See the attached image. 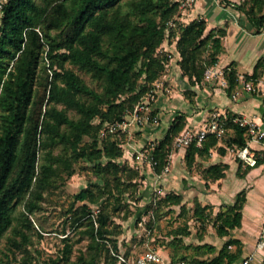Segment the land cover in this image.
<instances>
[{
	"label": "trees",
	"instance_id": "trees-1",
	"mask_svg": "<svg viewBox=\"0 0 264 264\" xmlns=\"http://www.w3.org/2000/svg\"><path fill=\"white\" fill-rule=\"evenodd\" d=\"M0 3V238L9 227L25 238L26 232L14 223L16 206L23 204L21 221L27 226L29 215L39 208L43 193L60 175V169L72 176L74 163L80 159L92 163L103 183L82 188L75 194L76 199L96 201L98 196H115L116 192L135 187L134 179L139 172L144 173L128 160L122 165L117 163L125 150L122 141L112 137L118 130H110L108 123L122 121L126 112L142 100L150 83L165 79L170 58L160 49L169 50L170 39L179 52L177 63L182 75L196 85L204 78L205 70L218 61L224 30L208 29L207 21L200 17L166 29V22L179 14L178 0ZM238 6L255 25L264 24V0H243ZM260 65L245 78L258 80ZM75 67L90 74L98 86L88 84ZM225 74L227 89L232 93L238 73L229 66ZM69 109L74 110V116ZM220 116L226 133L230 132L228 144L247 145L248 126L236 121V115ZM152 117H157L155 111ZM186 124V116L176 114L155 146L156 173H162L169 163L175 137ZM221 140L209 134L201 145L193 142L187 147L186 163L191 165L197 153ZM58 146L63 151L56 153ZM260 160L258 156L257 162ZM207 172L214 178L224 174L220 164L211 165ZM107 173L114 175L109 178ZM164 194L159 206L162 202L183 205L181 194ZM245 200L246 190L242 189L234 203L217 213L213 225L218 235L229 236L241 225ZM79 208L72 213L78 225H88L87 250L73 259L72 245L67 243L64 252L49 258L46 264H97L102 256L112 216L100 212L96 226L87 216L89 205L83 203ZM195 215L204 218L206 207L197 204ZM188 233L184 229L183 234ZM198 247L204 248L200 256L183 260L188 264H239L243 255V242L235 237L226 239L219 250L208 243ZM104 256L107 263L118 260L109 249Z\"/></svg>",
	"mask_w": 264,
	"mask_h": 264
},
{
	"label": "rangeland",
	"instance_id": "rangeland-1",
	"mask_svg": "<svg viewBox=\"0 0 264 264\" xmlns=\"http://www.w3.org/2000/svg\"><path fill=\"white\" fill-rule=\"evenodd\" d=\"M233 2L237 3L236 1ZM169 43L170 55L166 52L165 47H162L160 51L170 58L169 63L172 69L177 66L178 53L174 46H171V43L175 44V41L170 39ZM74 69L88 84L93 87L98 86V82L93 80L90 74L77 67ZM168 72L169 70H167ZM176 77L178 82L175 84H171L170 80L166 81L162 78L165 80V86H168L170 90H165L164 94H173L174 97L180 98L186 96L193 98L196 95L195 91L191 86H187V82L180 80L181 73L179 71ZM255 90H257V87ZM159 93L161 94L160 90L156 97L159 96ZM151 101L153 102L154 99ZM152 107L156 114L158 110L154 108V102ZM180 112L184 115L187 114L182 110ZM68 113L72 116L75 115L74 110L71 109L68 110ZM124 117L126 118L127 115L125 114ZM145 127L150 126L135 123L125 131L122 129L114 130L116 132L112 136L122 141L125 150V155L118 158L117 163L122 165L128 160L129 163L144 173L142 175L139 172L134 179L137 182L135 187L124 190L122 193L116 192L115 196L111 194L98 196L96 201H81L76 199L75 194L82 188L91 186L92 183H103L102 178L95 173L92 163L84 159L74 163L75 173L72 176L68 175L66 169L61 168L60 175L54 177L53 184L43 193V198L39 201V208L29 215L31 222L30 224L27 222V226L21 221L23 219L21 214V211L24 210L23 204L16 206L15 215L17 218L14 223L26 232V237H22L9 227L0 238V264H46L49 258L61 255L67 243L72 245V258L76 259L80 252L87 250V244L90 241V237L86 232L88 225L86 222L78 225L72 213L73 209H80L79 206L83 203L89 205L91 212L87 216L90 215L93 220L98 221V214L102 211L112 216V223L109 225L111 232L104 240L105 247L109 249L110 255H113V249L134 259L145 250L153 248L160 253L163 259H166V262L170 259L174 263L183 259L192 261L195 257L200 256L204 248L198 246H202L205 238L212 231L211 229H215L212 225L215 216L210 212H206L207 215L204 218L202 216L198 217L195 215L196 205L190 209L187 203L169 205L162 202L159 206L158 201L165 194L158 192L159 186L155 185L153 180L154 173L152 175L145 172L147 169L154 167H151L147 159L143 160L137 156L138 151L153 154V147L157 146L165 133L163 136L154 137L150 141L141 142L139 131H142L140 129ZM104 134L105 131H102V135ZM229 139L230 132H227L221 140L220 149H226L224 145H229ZM236 146L237 144L228 146L230 151L235 152V155ZM174 148H176L175 145ZM127 150L130 151L127 152V155H130L129 157L126 155ZM60 151H63L62 146H58L55 150L56 153ZM103 161L105 162L106 158ZM203 173L206 175L205 171ZM113 175L107 173L109 178H112ZM200 186L201 189H206V187H209V183H202ZM169 191L173 192V190ZM114 207L117 208L114 209ZM98 224L99 222L95 223L96 226ZM184 229H188L189 233L183 234ZM178 230L182 231L181 234ZM115 244H117V247H115ZM106 249L103 250L97 264H111L110 261L109 263L105 261ZM114 264H119V261L116 260Z\"/></svg>",
	"mask_w": 264,
	"mask_h": 264
},
{
	"label": "crops",
	"instance_id": "crops-1",
	"mask_svg": "<svg viewBox=\"0 0 264 264\" xmlns=\"http://www.w3.org/2000/svg\"><path fill=\"white\" fill-rule=\"evenodd\" d=\"M233 1L201 0L197 4L199 13L193 11L192 18L203 16L208 29L224 30L219 59L213 65L219 69L231 66L236 70L238 83L235 91L229 92L228 80L226 85L222 84L220 75L211 79L204 76L200 83L192 85L188 82V77L182 75L178 63L172 69L169 64L165 80H170L171 84L177 83L176 76L179 71L180 80L187 82V86H191L196 95L193 98H180L161 91L154 101V108L158 110V121L144 125L150 126L148 128L140 129L141 142L163 136L174 116L181 113L180 110L187 113L185 128L200 129L208 123L212 113L218 112L225 118L228 115H236L255 122L264 129V24L260 27L255 25L239 8L241 0ZM177 53L179 54L178 51ZM259 62L260 75L255 81L257 90L249 92L244 89L242 81L245 74L254 72ZM225 78L227 79L226 74ZM220 144L221 141H218L208 150L197 153L191 165L186 163L187 148H174L169 155L168 171L156 173L153 168H149L145 172L152 175L154 173V183L163 189L164 193L173 190L182 195V203H187L188 208L200 204L213 216L234 203L237 193L245 189L246 200L241 225L232 229L229 236L224 237L218 235L215 229H211L204 243L213 244L219 250L226 239L239 238L243 242L242 258L251 254L252 264H264V245L259 246L261 242L264 243V139H248L247 146L261 159L255 165L245 163L226 145L224 146L228 150L220 149ZM127 152L130 151L127 150L126 155ZM213 164H220L223 176H210L207 169ZM207 182L209 187L201 189L200 185Z\"/></svg>",
	"mask_w": 264,
	"mask_h": 264
},
{
	"label": "built area",
	"instance_id": "built-area-1",
	"mask_svg": "<svg viewBox=\"0 0 264 264\" xmlns=\"http://www.w3.org/2000/svg\"><path fill=\"white\" fill-rule=\"evenodd\" d=\"M179 1V14L172 19H169L166 22V29L170 30L175 27L178 23H188L192 19V12L195 11L199 13L197 10V4L201 0H178ZM0 3V9H1ZM200 18H204L203 16H199ZM170 55V51L167 50ZM216 75H220L222 84H227V79L225 78V69H219L217 67L209 66L205 70V77L211 79ZM243 87L247 91H253L256 89L255 82L251 79L243 78ZM152 84V85H151ZM150 84V89L145 93L142 100L138 102L133 109L126 113L127 117L123 118L122 121H115L108 123V127L110 130H126L133 124L139 125H149L151 123H156L158 121V117H152V103L156 100V94L160 91L164 92L168 91L169 87L165 86V80L157 79ZM170 91V90H169ZM154 101L152 102L151 100ZM236 121L240 122L243 125L248 126V133L250 135V139L261 141L264 139V129H262L257 123L248 121L243 118L236 117ZM209 134H215L219 138H223L226 135V126L223 119L220 116V113L215 112L212 113L208 123L201 127L200 129H191L185 128L180 133H178L175 137L174 145L176 148H187L193 142H196L198 145H201L203 141L209 136ZM155 148V147H153ZM236 154L240 157L245 163L250 165H255L257 163L256 153L249 149L247 145L239 147L236 146ZM140 159L148 160L151 167H154L157 164L156 158L153 154L143 153L138 151V156ZM169 170V164L164 167L162 173ZM158 192L160 194H164L163 189L159 188ZM95 223L98 221L95 219ZM264 243L261 242L259 246H263ZM113 255H115L119 261V264H188L185 260L178 261L176 263H171L170 261L166 262V259L160 255V253L153 248H149L141 253L136 258L132 259L127 256L123 252H119L112 249ZM253 256L251 254L243 257L239 264H252Z\"/></svg>",
	"mask_w": 264,
	"mask_h": 264
}]
</instances>
